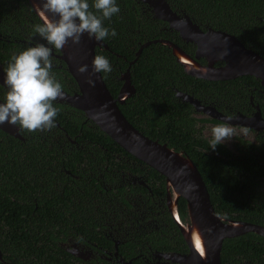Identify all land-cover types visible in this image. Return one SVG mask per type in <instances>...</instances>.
Wrapping results in <instances>:
<instances>
[{
  "label": "trees",
  "instance_id": "trees-1",
  "mask_svg": "<svg viewBox=\"0 0 264 264\" xmlns=\"http://www.w3.org/2000/svg\"><path fill=\"white\" fill-rule=\"evenodd\" d=\"M179 15L201 29L235 36L264 56V0H166ZM120 12L104 24L117 35L96 48L112 65L102 79L116 98L120 76L146 42H173L193 51L164 21L154 18L142 0H117ZM40 23L26 0H0V66L13 53L37 42ZM55 55L58 49H53ZM53 73L68 94L78 87L64 62L53 56ZM135 93L119 105L124 117L151 140L182 151L196 165L217 215L264 226V131L253 141L237 139L233 148L214 150L197 128L194 108L176 97V90L228 114H248L249 94L259 81L251 76L208 81L187 75L171 50L160 44L142 49L129 68ZM252 88L247 91L245 88ZM260 109L263 102L260 100ZM55 127L20 129L22 140L0 130V264H72L59 242L67 238L111 254L100 264H172L154 253H187V245L165 204V179L122 149L82 111L54 101ZM73 141V142H72ZM181 221L186 202L178 200ZM117 245V259L113 257ZM15 258H14V257ZM98 258V256H97ZM76 260V259H75ZM222 264H264V237L249 232L225 239ZM92 264H99L95 261ZM78 264V263H73Z\"/></svg>",
  "mask_w": 264,
  "mask_h": 264
},
{
  "label": "water",
  "instance_id": "water-1",
  "mask_svg": "<svg viewBox=\"0 0 264 264\" xmlns=\"http://www.w3.org/2000/svg\"><path fill=\"white\" fill-rule=\"evenodd\" d=\"M26 1L40 22L39 13L41 12L44 13L46 19L55 18L52 13L42 8V0ZM142 1L151 8L154 18L166 22L171 30L178 33L182 41L192 43L196 47L194 58L168 40L158 39L146 42L141 45L135 54V59L129 63L126 71L120 76L122 85L114 98L107 89L101 73L92 71L95 49L102 47L106 49L107 46L103 41H96L84 34L79 43L74 44L68 41L61 49H58L59 54L55 55L64 62L68 73L78 87L77 93L68 94L64 91V95L55 101L82 111L87 120L92 121L122 149L164 177L165 204L178 226L188 251L184 254L157 252L154 253L155 258L172 264H222L220 252L225 239L235 238L249 232L264 237V226L226 219L217 215L194 162L182 151H175L166 144L151 140L140 133L127 121L119 105L124 104L134 95L135 88L130 80L129 68L138 59L142 49L151 44L160 43L168 47L187 75L208 81H225L250 75L264 85V58L247 49L233 35L211 28L203 31L187 15L174 12L166 0ZM201 57L206 59V66L197 62V59ZM217 61L223 62L224 65L216 68L213 64ZM81 65H88L86 73L82 74L77 71ZM3 75V69L0 66V84H3ZM89 80L92 81L91 84ZM176 96L183 102H189L197 111L203 109L199 101L187 93L176 90ZM206 109H211L212 112L211 107ZM215 117L226 118L218 113ZM237 120L241 121L242 126L255 127V129L264 128V120L260 118L259 112L251 118H242V115H239ZM0 130L22 140L18 125L5 122L0 124ZM180 198L186 202L187 217L184 222L181 221L177 210ZM74 248L75 252H79L78 247L74 245ZM70 252L75 254L74 251ZM77 254L82 257L79 253ZM114 255L117 257V242H115ZM119 262L130 264L122 259H119Z\"/></svg>",
  "mask_w": 264,
  "mask_h": 264
},
{
  "label": "clouds",
  "instance_id": "clouds-1",
  "mask_svg": "<svg viewBox=\"0 0 264 264\" xmlns=\"http://www.w3.org/2000/svg\"><path fill=\"white\" fill-rule=\"evenodd\" d=\"M42 8L54 15L44 18L33 26V31L46 43H35L13 53L3 70V101L0 102V124L18 125L29 132L46 131L55 127L59 109L54 105L64 95L63 84L53 73V49H61L68 41L79 43L81 36L103 41L117 35L114 28L104 24L105 20L120 12L117 0H42ZM94 73H110L112 65L105 55H95ZM80 73L88 71L81 65ZM90 84L91 80L88 81ZM229 115L225 120H231ZM229 123L221 122L211 127L209 145L215 149L231 138Z\"/></svg>",
  "mask_w": 264,
  "mask_h": 264
},
{
  "label": "flooded vegetation",
  "instance_id": "flooded-vegetation-1",
  "mask_svg": "<svg viewBox=\"0 0 264 264\" xmlns=\"http://www.w3.org/2000/svg\"><path fill=\"white\" fill-rule=\"evenodd\" d=\"M207 29H204V30L202 29V30L205 31ZM184 43H186V42H184ZM189 44L191 45V49H193L192 52H190L188 54L183 49L182 50L186 54H188L190 57L194 58L196 47L192 43H189ZM246 48L251 50V51H253L252 49H250L248 47H246ZM253 52L264 58V56L259 54V52H256V51H253ZM52 54H54V53H52ZM53 56H55V54ZM197 62L200 65H202V66H206L207 65L206 59H204L202 57L197 59ZM223 65H224V63L220 62V61H217V62H215L213 64V66H215L216 68L222 67ZM246 76H250V75H246ZM239 77H242V76H239ZM251 77H253V76H251ZM235 79L236 78L230 79V80H235ZM254 79L258 80L256 78H254ZM225 81H227V80H225ZM258 81H259V88H257V87L253 88V90L257 93V95H255V97H253V95L249 92V91H251L252 88H248V87L245 88L250 93L249 97H248L249 98V105L253 109V111L252 112L249 111L248 114H243V113H240V112H234V113L231 112V114H228L225 111H220L217 108V106H215L213 104H209V103H207V104L202 103L201 104V102H200V105H201V107L203 109L199 110V111H197L194 108V106H192L194 108V112H195L194 115L197 118V128L200 129L201 134H203V136L206 137L209 140V138H210V129H211L212 126H214V125H216L218 123H221V122L229 123L230 126H231V129H232V135H231V138L226 139L222 144L231 149V148H233V142H236L237 139H243V140H246V141H253L255 136L259 132L264 131V128L255 129V127L249 128V127H246V126H242L241 123H240L241 121L237 120V117L239 115H242V118L243 117L244 118H251L256 112H259L260 118L262 120H264V85L261 84L260 80H258ZM5 90L6 89L3 87V85L0 84V102L3 101ZM259 100L261 102H263L262 109H260L259 103H256V104L254 103V102H258ZM207 107H211L212 108V112H211V109H206ZM216 113H218L219 115L221 114L223 117H228L230 115L232 117V119L230 121H226L225 119H219L218 117H215ZM259 122H261V121H259ZM255 125H257V124H255ZM3 233H5L4 229H2V231H0V234H3ZM59 245L68 254L69 261L72 264L74 262L78 263V264H92L91 262H93V261H95L96 263H99L98 259H102V260H106V261H112L110 253L108 255L98 254L97 250H93L89 245L81 244V243L77 242L75 239H72V238H67L65 241L59 242ZM74 245L76 247H78L79 252H75ZM117 245H118V242H117ZM70 251H74L75 254H72ZM114 252H115V244H114ZM77 253L82 255V257L78 256ZM117 253H118V251H117ZM97 256H98V258H97ZM1 257H2V253L0 251V259H1ZM113 257L115 259H117V257L114 255V253H113ZM6 263L7 264H13V261L10 259V256H9V259H8V261Z\"/></svg>",
  "mask_w": 264,
  "mask_h": 264
}]
</instances>
